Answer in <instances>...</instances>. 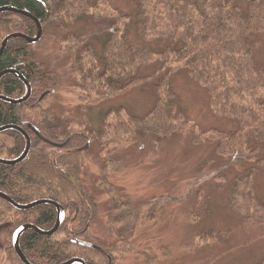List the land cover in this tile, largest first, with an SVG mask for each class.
<instances>
[{
  "label": "trees",
  "instance_id": "trees-1",
  "mask_svg": "<svg viewBox=\"0 0 264 264\" xmlns=\"http://www.w3.org/2000/svg\"><path fill=\"white\" fill-rule=\"evenodd\" d=\"M132 1L134 20L108 0H0V9L26 12L41 24L39 41L44 33L50 34L58 53L65 57L81 110L145 82H151L154 95L153 107L144 117L118 108L105 114L95 128L88 119L61 124L50 106L35 105L41 95L55 93L57 79L48 75L47 66L24 40L6 44L0 55V74L17 73L0 77V96L24 97L23 80L30 85L31 95L21 104L0 100V128H21L30 138V148L19 164H0V193L18 205L51 201L64 213L54 234L42 236L30 229L20 235L19 248L29 264L73 260L115 264L133 252V239L144 216H152L161 202L181 200L160 197L138 208L109 182L117 171V148L142 137L155 148L185 132L192 134L195 144L214 143L216 156L234 160L235 168H219L212 181L226 184L230 171L231 209L245 222L264 226V204L254 182L264 172V0ZM79 20L94 26L91 39L70 31ZM131 22L138 42L129 38ZM12 33L33 38L35 23L12 12L0 13V46ZM180 71L205 91L213 115L236 122L238 130L204 131L186 118L170 84V77ZM0 137L11 140L6 146L0 138V157L15 160L24 152L26 140L21 133L6 130ZM92 146L99 148L101 160L96 187L109 199L105 224L118 233L113 244L91 232L99 208L83 176L87 154L83 149ZM201 196L200 189L195 197ZM57 217L52 205L20 211L0 199V261L22 264L13 248L15 231L33 225L48 232Z\"/></svg>",
  "mask_w": 264,
  "mask_h": 264
},
{
  "label": "rangeland",
  "instance_id": "rangeland-1",
  "mask_svg": "<svg viewBox=\"0 0 264 264\" xmlns=\"http://www.w3.org/2000/svg\"><path fill=\"white\" fill-rule=\"evenodd\" d=\"M108 1L134 20L132 0ZM71 27L70 31L90 39L95 30L86 20L76 21ZM134 28L131 22L129 38L138 42ZM49 37V33H44L41 41L30 46L34 56L47 66L48 75L59 82L55 93H48L41 105L50 106L61 124L88 119L95 128L105 114L118 108L137 117H144L151 110L154 102L151 82L134 86L117 98L86 111L81 110L65 57L58 53ZM170 84L186 118L195 126L204 131L238 130L236 122L213 115L207 94L184 71L173 74ZM0 138L6 146L11 145L10 139ZM83 152L87 153L83 156V176L99 208L91 232L106 244L116 243L118 233L105 224L108 196L96 187L101 167L99 148L92 146ZM115 159L117 171L109 176V182L133 206L140 208L160 197L181 199L161 202L152 216L150 213L144 216L133 239V252L123 255L115 264H264V226L245 222L231 209V172H226L228 182L224 185L212 181L211 177L219 168L235 165L234 160L216 156L214 143L195 144L192 134L185 132L173 135L164 145L155 148L148 138L142 137L135 144L117 148ZM254 182L264 204V172ZM200 189L202 196L197 200L195 196ZM3 263L1 260L0 264Z\"/></svg>",
  "mask_w": 264,
  "mask_h": 264
},
{
  "label": "water",
  "instance_id": "water-1",
  "mask_svg": "<svg viewBox=\"0 0 264 264\" xmlns=\"http://www.w3.org/2000/svg\"><path fill=\"white\" fill-rule=\"evenodd\" d=\"M3 12H12V13H15V14H18V15H22V16H25V17H28L30 18L31 20H33V22L35 23V26H36V36L33 37V38H30V37H27L23 34H12V35H9L7 36L3 41H2V44H1V47H0V55L2 54V52L4 51L5 49V46L6 44L10 41V40H13V39H22L26 42V45L27 46H30V45H33L35 43H37L41 37H42V27H41V24L33 17H31V15H29L28 13L26 12H22V11H17L13 8H2L0 9V13H3ZM7 73H11V74H16L17 72L14 71V70H10V71H6V72H3L2 74H0V77L3 76L4 74H7ZM19 78L21 80H23V78L21 77V75H18ZM24 83H25V86H26V94L25 96L20 99V100H10V99H7L3 96H0V100H3L5 102H8L10 104H20V103H23V102H26L30 95H31V88H30V85L25 81L23 80ZM47 93L43 94L40 96L38 102L36 103L37 105L41 103V101L46 97ZM15 130L19 133H21L25 140H26V147H25V150L24 152L22 153V155L16 159V160H10V161H6V160H2L0 159V164H3V165H7V166H13V165H16V164H19L20 162H22L25 157L27 156L28 152H29V148H30V138L29 136L25 133V131H23L21 128H18V127H14V126H7V127H3V128H0V133L3 132V131H6V130ZM0 199L9 203L11 206H13L15 209L17 210H20V211H25V210H30L34 207H37V206H40V205H52L54 206L56 209H57V212H58V217H57V221L54 225V227L52 228V230L48 231V232H43L39 229H37L35 226L33 225H25V226H22L21 228H19V230H17L13 236V248H14V251L19 259V261L22 263V264H29L28 261L25 259V257L23 256L20 248H19V236L26 230H34L35 232H37L38 234L42 235V236H49V235H52L54 234L60 227V225L62 224L63 220H64V213L63 211H61L60 209V206L54 202H51V201H46V200H40V201H36V202H33L31 204H28V205H18L16 203H14L9 197H7L5 194L3 193H0ZM64 264H83L82 262H80L79 260H73V261H70V262H67V263H64Z\"/></svg>",
  "mask_w": 264,
  "mask_h": 264
},
{
  "label": "bare ground",
  "instance_id": "bare-ground-1",
  "mask_svg": "<svg viewBox=\"0 0 264 264\" xmlns=\"http://www.w3.org/2000/svg\"><path fill=\"white\" fill-rule=\"evenodd\" d=\"M18 34H19V33H18ZM9 35H12V34H9ZM9 35H7V36H9ZM7 36H6V37H7ZM6 37H5V38H6ZM5 38H4V39H5ZM10 41H11V40H10ZM1 44H2V43H1ZM0 47H1V46H0ZM22 98H23V97H22ZM22 98H21V99H22ZM10 100H11V99H10ZM19 100H20V99H19ZM38 100H39V99H38ZM15 101H16V100H15ZM7 103H8V102H7ZM9 104H10V103H9ZM20 104H21V103H20ZM12 105H13V104H12ZM35 105H37V104H35ZM5 127H7V126H5ZM1 128H3V127H1ZM9 130H11V129H9ZM3 132H4V131H3ZM1 133H2V132H1ZM21 155H22V154H21ZM21 155H20V156H21ZM20 156H19V157H20ZM19 157H18V158H19ZM18 158H17V159H18ZM2 160L10 161V160H8V159H2ZM15 160H16V159H15ZM11 161H12V160H11ZM2 165H3V164H2ZM5 166H7V165H5ZM18 230H19V229H18ZM16 231H17V230H16ZM16 231H15V232H16ZM14 234H15V233H14ZM19 237H20V236H19Z\"/></svg>",
  "mask_w": 264,
  "mask_h": 264
}]
</instances>
